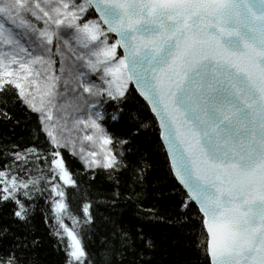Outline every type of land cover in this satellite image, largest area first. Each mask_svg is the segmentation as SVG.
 <instances>
[{"label": "snow or ice", "instance_id": "6c2138e0", "mask_svg": "<svg viewBox=\"0 0 264 264\" xmlns=\"http://www.w3.org/2000/svg\"><path fill=\"white\" fill-rule=\"evenodd\" d=\"M93 11L96 18H90ZM73 40L84 51L66 63ZM0 46V95L15 90V102L39 122L31 147L0 145V205L16 206L14 222L29 223L19 196L32 200L33 188L43 193L32 173L47 168L49 198H61L52 199V213L56 235L63 241L62 229L69 241L65 264H88L81 239L63 222L66 193L55 177L64 185L75 181L61 152L68 142L54 131L60 121L54 122L53 109L58 96L82 90L78 111L87 116L75 122L91 130L83 139L99 149L87 153L90 162L82 157L84 167L103 168L110 177L127 174L125 183H132L143 178L144 162L127 146L143 124L122 131L117 156L109 147L116 133L102 125L104 113L90 109L111 106V121L120 123L124 105L138 94L159 121L172 171L187 192L177 221L197 206L212 264H264V0H0ZM3 117L11 119L7 111ZM116 183L113 206L122 196L118 178ZM82 212V223L94 226L90 201ZM108 220L113 231L105 251L114 252L117 244L135 251L131 232ZM137 233L145 248L152 247L143 229ZM38 244L0 227V264H35Z\"/></svg>", "mask_w": 264, "mask_h": 264}, {"label": "trees", "instance_id": "16d2710c", "mask_svg": "<svg viewBox=\"0 0 264 264\" xmlns=\"http://www.w3.org/2000/svg\"><path fill=\"white\" fill-rule=\"evenodd\" d=\"M90 18H96L94 12ZM34 23L39 28L44 27L42 22ZM14 91L0 95V145L18 143L21 148L31 147L39 131V122L36 114L25 105L15 102ZM4 100H7V104ZM96 109L105 115V120L101 123L106 131L110 135H117L115 143L110 145L117 156L118 137L122 131L129 125L143 124L141 134L127 147H131L133 154L139 153L144 162L141 165L144 170L142 179L125 183L127 174L113 173L110 177L109 171L103 168L86 169L82 160L69 147L61 149L66 169L75 181V184L64 185L58 176L55 177V182L66 193L63 199L68 205V212L63 214V222L81 239L88 253V264H210L207 235L197 207L193 204L186 214L179 215V222L177 221L180 212L178 205L187 198V194L171 172L159 138L157 122L147 105L135 94V98L129 99L124 105V112L121 114L123 121L120 123L111 121L110 116L115 111L111 106H98ZM4 111L9 113L11 119H4ZM134 114L138 119H134ZM39 140H46L42 132L39 133ZM40 163L43 168V162ZM32 176L45 191L41 193L33 188L32 200L22 194L19 196L28 207L29 223L24 225L14 222L12 210L16 206L10 203L6 207L0 205V227L7 226L19 236L39 241L32 253L35 264H65L69 241L62 229L59 231L63 235V241L54 231L58 225L52 213V199L59 202L61 198H49L52 173L47 168L43 171L36 168ZM117 178L120 180L119 191L122 196L119 203L113 206L110 198L117 188ZM88 201L93 204V214L96 217L94 226L82 223V205ZM109 217L117 226L131 232L136 238L135 251L124 252L119 244L115 245L114 252L105 251V238H110L113 231ZM138 228L143 229L145 239L152 240V247L145 248L138 239Z\"/></svg>", "mask_w": 264, "mask_h": 264}, {"label": "rangeland", "instance_id": "374dc122", "mask_svg": "<svg viewBox=\"0 0 264 264\" xmlns=\"http://www.w3.org/2000/svg\"><path fill=\"white\" fill-rule=\"evenodd\" d=\"M66 38H68L67 34ZM21 43L27 47L29 45L28 38L22 37ZM2 47L3 46H0V50H2ZM82 51L84 50L73 40L71 50H65V55L67 57L66 63L75 60L74 52ZM56 60L57 63L54 67L58 69L60 57H56ZM56 74H59L58 71ZM89 78L96 80L94 76H90ZM58 90L63 91V86L60 85ZM79 94H82V90H79V93L69 92L57 97V109H53V120L55 122L59 119L60 123L55 127L54 131L59 137L68 142L69 150L73 154L77 155L81 160L83 157L90 162L92 157H89L87 153L93 150L99 151V149L98 146H93L90 142L83 139L85 134H91V130L85 129L83 124H77L75 122L76 117L87 116V111H78V106L82 104V101L78 99ZM90 110L93 112L97 111L96 108ZM81 148L84 149L83 153L81 152ZM96 158L101 160V162L103 160L102 154L98 155Z\"/></svg>", "mask_w": 264, "mask_h": 264}, {"label": "water", "instance_id": "95a60500", "mask_svg": "<svg viewBox=\"0 0 264 264\" xmlns=\"http://www.w3.org/2000/svg\"><path fill=\"white\" fill-rule=\"evenodd\" d=\"M120 51V53L122 54V50H119ZM134 87V86H133ZM138 95V94H137ZM142 101H143V99L141 98V97H139ZM146 105H147V103L145 102V101H143ZM147 107H148V105H147ZM148 109H149V111H150V113H151V115L155 118V120H156V122H157V126H158V130H159V138H160V125H159V121L156 119V117H155V115L152 113V111H151V109H150V107H148ZM160 141H161V144H162V146H163V148H164V150H165V152H166V155H167V158H168V161H169V165H170V169H171V172H172V174H173V176H174V178H175V175H174V173H173V171H172V168H171V162H170V159H169V157H168V153H167V149H166V147L164 146V142L161 140V138H160ZM175 180H176V178H175ZM177 181V180H176ZM178 182V181H177ZM178 184H179V182H178ZM180 185V184H179ZM182 188H183V186L182 185H180ZM184 189V188H183ZM184 191L186 192V190L184 189ZM186 194H187V192H186ZM197 207V206H196ZM201 215V214H200ZM205 232H206V235H207V242H208V234H207V231H206V229H205ZM208 253V252H207ZM208 257H209V261H210V264H212V260H211V256L208 254Z\"/></svg>", "mask_w": 264, "mask_h": 264}]
</instances>
